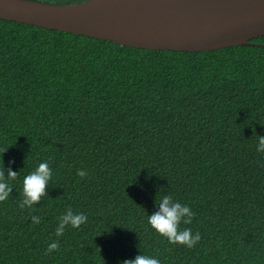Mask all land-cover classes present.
<instances>
[{
    "label": "trees",
    "instance_id": "trees-1",
    "mask_svg": "<svg viewBox=\"0 0 264 264\" xmlns=\"http://www.w3.org/2000/svg\"><path fill=\"white\" fill-rule=\"evenodd\" d=\"M257 135L264 47L142 49L0 19V156L18 173L0 201V264H122L140 253L161 264H264ZM43 160L47 195L22 209V180ZM161 194L195 213L181 224L200 233L193 248L148 225ZM67 207L88 220L57 237Z\"/></svg>",
    "mask_w": 264,
    "mask_h": 264
},
{
    "label": "water",
    "instance_id": "water-1",
    "mask_svg": "<svg viewBox=\"0 0 264 264\" xmlns=\"http://www.w3.org/2000/svg\"><path fill=\"white\" fill-rule=\"evenodd\" d=\"M0 19L142 49L216 50L256 45L264 0H0Z\"/></svg>",
    "mask_w": 264,
    "mask_h": 264
},
{
    "label": "clouds",
    "instance_id": "clouds-1",
    "mask_svg": "<svg viewBox=\"0 0 264 264\" xmlns=\"http://www.w3.org/2000/svg\"><path fill=\"white\" fill-rule=\"evenodd\" d=\"M253 42V41H252ZM258 143L256 150L264 153V135H257ZM5 148L3 150L6 151ZM86 171H78L81 177L86 176ZM17 171L5 169L2 156H0V201L8 200L13 186L9 183L10 179L17 177ZM53 177V169L48 160H43L22 180V200L19 203L20 208H32L46 194V188ZM156 210L148 214V225L155 233L166 238L171 244H180L188 248H193L201 239L199 232L193 233L192 228H181V224H191L195 213L187 204L181 203L169 194H161L155 201ZM88 216L84 212H74L71 207H67L63 214L59 217L55 234L57 237L63 236L67 227L78 228L86 223ZM33 224H39L41 217L33 215L31 217ZM60 248V242L55 240L48 245L46 252H52ZM122 264H161V261L151 255L139 254L134 258L124 260Z\"/></svg>",
    "mask_w": 264,
    "mask_h": 264
}]
</instances>
